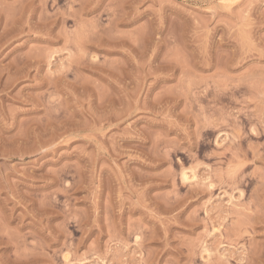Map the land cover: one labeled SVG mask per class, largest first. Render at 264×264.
Segmentation results:
<instances>
[{"label": "rangeland", "instance_id": "rangeland-1", "mask_svg": "<svg viewBox=\"0 0 264 264\" xmlns=\"http://www.w3.org/2000/svg\"><path fill=\"white\" fill-rule=\"evenodd\" d=\"M0 264H264V0H0Z\"/></svg>", "mask_w": 264, "mask_h": 264}]
</instances>
